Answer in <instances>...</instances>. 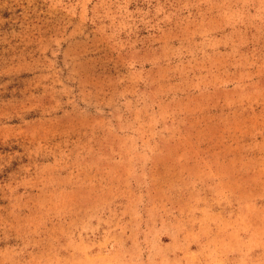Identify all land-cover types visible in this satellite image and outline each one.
<instances>
[{"label": "rangeland", "instance_id": "1", "mask_svg": "<svg viewBox=\"0 0 264 264\" xmlns=\"http://www.w3.org/2000/svg\"><path fill=\"white\" fill-rule=\"evenodd\" d=\"M0 264H264V0H0Z\"/></svg>", "mask_w": 264, "mask_h": 264}]
</instances>
